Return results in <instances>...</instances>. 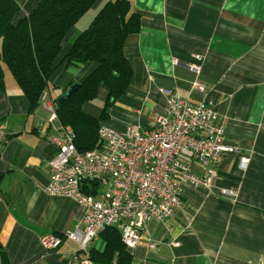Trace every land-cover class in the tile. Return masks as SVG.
Returning <instances> with one entry per match:
<instances>
[{
  "label": "crops",
  "instance_id": "1",
  "mask_svg": "<svg viewBox=\"0 0 264 264\" xmlns=\"http://www.w3.org/2000/svg\"><path fill=\"white\" fill-rule=\"evenodd\" d=\"M16 1L25 15L40 0ZM131 2L141 15L140 32L130 35L124 48L133 80L102 124L117 131L154 127L166 112L168 90L194 105L211 102L224 125L225 143L250 158L248 168L242 169L239 157L227 155L217 167L211 193L184 184L183 209L143 232L132 250L133 263L264 264V0ZM98 9L89 11L95 13L86 15L85 23L78 22L65 51ZM194 65L198 73L190 70ZM94 69V63L61 66L47 96L55 97L73 81L82 82ZM107 95L100 88L97 99L84 105L85 113L99 119ZM48 116L42 107L31 112L14 76L5 70L0 126L8 136L0 147V246L8 264H79L76 242L65 238L54 251L40 243L46 236L62 237L85 215L74 200L46 192L48 162L57 152L48 136L62 135L47 127ZM195 170L204 168L196 165ZM104 247L101 237L93 245Z\"/></svg>",
  "mask_w": 264,
  "mask_h": 264
},
{
  "label": "built area",
  "instance_id": "2",
  "mask_svg": "<svg viewBox=\"0 0 264 264\" xmlns=\"http://www.w3.org/2000/svg\"><path fill=\"white\" fill-rule=\"evenodd\" d=\"M194 57L199 63L203 61L200 55ZM190 70L198 73L199 67L194 65ZM164 93L166 112L154 127L129 126L117 131L102 124L98 132L101 145L86 153L78 151L74 131L58 125L57 104L44 95L47 127L62 133L48 136L57 152L48 162L51 178L46 192L51 197L74 200L85 208V215L62 237L41 238L43 247L54 251L63 239L72 240L79 246L75 260L93 264L89 251L107 228L116 227L123 243L134 250L152 224H162L183 209L184 184L213 192L217 167L229 154L239 157L242 169L248 168L250 158L225 143L224 125L211 102L194 105L175 92ZM7 136L0 126V147ZM195 164L204 170L198 173ZM92 182L100 184L96 194L84 191ZM222 194L234 196L228 191ZM150 248L156 245L151 243Z\"/></svg>",
  "mask_w": 264,
  "mask_h": 264
},
{
  "label": "trees",
  "instance_id": "3",
  "mask_svg": "<svg viewBox=\"0 0 264 264\" xmlns=\"http://www.w3.org/2000/svg\"><path fill=\"white\" fill-rule=\"evenodd\" d=\"M92 9L98 12L90 25L65 51V43L78 22ZM140 30L141 15L133 10L131 0H40L25 15L16 0H0V90L5 89L6 65L28 99L31 112H35L42 107V96L54 90L52 80L61 66L94 63L95 69L82 82L73 81L61 91L56 89L59 93L53 97L58 125L74 131L79 152H90L101 145L98 132L109 108L131 86L133 68L124 48L127 38ZM75 83L80 85L78 90L59 103ZM102 87L108 95L98 119L85 113L84 105L95 101ZM90 184L91 188L85 186L84 191L96 194L100 184ZM181 200L185 205L182 195ZM100 237L105 247L89 251L93 264H134L132 250L123 243L118 228L109 227ZM0 256L2 264H8L7 253L1 246Z\"/></svg>",
  "mask_w": 264,
  "mask_h": 264
},
{
  "label": "water",
  "instance_id": "4",
  "mask_svg": "<svg viewBox=\"0 0 264 264\" xmlns=\"http://www.w3.org/2000/svg\"><path fill=\"white\" fill-rule=\"evenodd\" d=\"M79 83L73 84L66 92L65 94L60 98L59 103H63L65 100L70 98L79 88ZM44 95L41 98V101L43 100Z\"/></svg>",
  "mask_w": 264,
  "mask_h": 264
},
{
  "label": "rangeland",
  "instance_id": "5",
  "mask_svg": "<svg viewBox=\"0 0 264 264\" xmlns=\"http://www.w3.org/2000/svg\"><path fill=\"white\" fill-rule=\"evenodd\" d=\"M94 13H95V12L92 11V12H89L88 14H86V15H90V17H92ZM86 15L82 18L83 20L81 19V20H82L81 23H85V21H87V17H89V16L86 17ZM90 23H91V22H90ZM90 23H87V25H86V27H85L84 29H79L80 33H81L82 31H84V30L90 25ZM80 33H76V34L78 35V34H80ZM77 35H76V37H77ZM76 37H75V38H76ZM4 69H5L6 71H10L6 65H4ZM46 120L48 121V125H49V116H48V118H47Z\"/></svg>",
  "mask_w": 264,
  "mask_h": 264
}]
</instances>
